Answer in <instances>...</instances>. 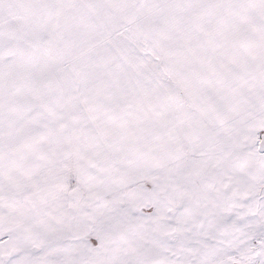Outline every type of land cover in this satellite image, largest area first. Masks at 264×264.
<instances>
[{
	"label": "snow or ice",
	"instance_id": "snow-or-ice-1",
	"mask_svg": "<svg viewBox=\"0 0 264 264\" xmlns=\"http://www.w3.org/2000/svg\"><path fill=\"white\" fill-rule=\"evenodd\" d=\"M0 264H264V0H0Z\"/></svg>",
	"mask_w": 264,
	"mask_h": 264
}]
</instances>
